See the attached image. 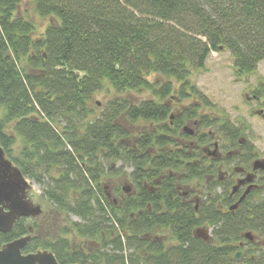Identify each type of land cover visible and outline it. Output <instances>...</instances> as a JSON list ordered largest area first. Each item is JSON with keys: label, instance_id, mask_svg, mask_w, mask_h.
<instances>
[{"label": "trees", "instance_id": "16d2710c", "mask_svg": "<svg viewBox=\"0 0 264 264\" xmlns=\"http://www.w3.org/2000/svg\"><path fill=\"white\" fill-rule=\"evenodd\" d=\"M34 2L40 16L53 17L37 38L33 22L18 14L20 0H0V146L27 178L47 176L42 196L51 208L80 220H68L58 235L33 236L24 251L48 249L59 264H264V254L235 258L244 230L264 237V199L220 210L219 196H211L220 183L210 181L218 160L200 150L213 135L184 144L190 136L182 128L198 107L173 112L165 100L189 97V75L212 51H229L237 77L256 70L264 60V0ZM151 73L165 81L150 82ZM104 85L152 98L135 105L114 96L92 116L88 102ZM222 127L234 143L240 130ZM126 166L133 191L117 187L114 200L103 179L125 174ZM202 183L205 199L195 208L194 191L181 187ZM220 204H229L227 193ZM26 223L19 219L0 241L29 233ZM201 223L212 227L208 241L194 237ZM161 229L173 243L151 237ZM70 233L98 243L72 247Z\"/></svg>", "mask_w": 264, "mask_h": 264}, {"label": "rangeland", "instance_id": "374dc122", "mask_svg": "<svg viewBox=\"0 0 264 264\" xmlns=\"http://www.w3.org/2000/svg\"><path fill=\"white\" fill-rule=\"evenodd\" d=\"M18 14L33 22L35 27V38L42 36L48 24L53 21V17L40 16V14L36 12L34 0H20ZM231 58L227 50L218 52L212 51L206 59L204 68L193 70L190 73L189 83L191 87L194 88V91L192 92V89L188 90L189 97L180 100L178 95L176 96L174 94L165 99L173 106V112L177 109L187 110L192 104L198 107L197 116L186 121L185 124H188V126L195 131V135L212 133L213 139L210 143H206L207 145H203L200 149L201 151L204 148H208L212 151L214 149L213 143H219V148L223 157L221 161H219L217 172L214 176H211L210 181L216 182V184L220 183L214 186V193H211V196H219L216 205L217 207H221L220 210L226 209L220 203L223 202L226 193L228 194L230 192L231 186L238 178V176L233 173L231 165L236 163L237 160L231 156L225 157V153L232 149H236L238 139H242L246 140V143L253 147V152L257 153L258 157H264V116L257 113L259 109H264V60L258 62L256 70L253 73L237 77L234 74L233 59ZM147 79L155 83H162L165 81L164 77L156 73L149 74ZM179 85V83H175L174 87L177 89ZM114 96H128L130 101L136 105L138 102L152 98V93L150 91L140 90L118 94L111 87L105 86L101 90L94 92L90 97L88 108L93 111L92 116H97L102 108L105 107L106 102L114 98ZM203 117L211 121L214 120V122L218 121L217 125L211 126L210 124V126H208L203 125L204 123L201 124L200 119ZM224 122L240 130L234 143L230 139H226L219 130ZM64 123L63 121L62 124L64 125ZM135 127L137 129V126L131 129H135ZM195 135L185 138L183 143L190 146V144L195 142ZM17 151V148H14L15 154H17ZM203 154L208 157L207 153L203 152ZM210 157L211 156H209V158ZM115 165V167H118L120 163L117 162ZM129 168L128 166L124 168L125 174L107 176L103 179L105 191L109 193L110 198L116 200L113 191L117 187L120 188L119 190L128 188V193L133 191V187L127 177L128 173L131 171ZM218 171L224 172L222 180L217 179ZM58 173V169L54 168L50 172V175L57 176ZM27 180L31 185L27 194L29 200L41 207V214H39V216L36 215V217H30L27 220V226H32L31 236L39 235L43 237V235L50 234L52 236L58 235L61 228L68 226V220L78 221L79 223L80 219H78L76 215H67L55 211L42 196L44 188L43 183L47 181V176L42 177L43 181L41 183L34 181L33 178H27ZM193 187H196V184L193 185ZM193 187L182 186L181 191H194V197L199 201L197 204H200L203 199H205L203 194V191H206L204 189L205 186H203L202 183V186L197 187L198 189H194ZM121 191L125 194L124 190ZM196 227H203L209 230L211 238L212 227L208 223H201ZM153 236H156V238L168 244L174 242L171 234L167 230L161 229L151 235V237ZM66 237L71 242L70 245H72V247L83 248L85 250H91V248L98 243L97 240L83 238L75 235V233H70ZM128 252L129 251H126L125 253Z\"/></svg>", "mask_w": 264, "mask_h": 264}, {"label": "water", "instance_id": "95a60500", "mask_svg": "<svg viewBox=\"0 0 264 264\" xmlns=\"http://www.w3.org/2000/svg\"><path fill=\"white\" fill-rule=\"evenodd\" d=\"M74 73L79 75L83 74L79 70H74ZM258 113L264 114V111L260 110ZM170 118H172V114ZM182 130L188 135L194 134V130L188 125H184ZM215 147L216 143L214 144V149L209 151L208 155L216 156ZM258 168L264 169L261 160H255L253 163V169ZM222 175L223 172L219 171L218 179L221 180ZM30 186L27 178L17 166L12 164V161L6 157L2 147H0V233L11 231L16 220L21 217H36V215L41 214L40 205L32 203L26 195L28 194ZM237 187L238 184L234 185V192ZM123 189L128 192L127 188ZM246 193L247 191L239 198L238 202L244 198ZM237 204H234L233 207L237 206ZM194 235L204 241L209 240V231L203 227L196 228ZM243 237L252 239V234L245 232L243 233ZM29 239L30 235H25L4 243L0 248V264H59L54 254L48 249L37 250L26 254L22 253V249ZM239 255L240 253L236 254L235 257L238 258Z\"/></svg>", "mask_w": 264, "mask_h": 264}, {"label": "flooded vegetation", "instance_id": "af4514ba", "mask_svg": "<svg viewBox=\"0 0 264 264\" xmlns=\"http://www.w3.org/2000/svg\"><path fill=\"white\" fill-rule=\"evenodd\" d=\"M260 110L261 109H259L258 111H260ZM262 110L264 111V109H262ZM260 115L264 116L263 113H260ZM246 142H247L246 140L238 139L237 148L232 149V150L225 153V157L231 156L237 160L236 163L231 164L232 168H233V173L236 174L238 176V178L235 180V182L231 186L230 192L228 193L229 204L225 205V206H226V209L229 211H234V210L238 209L244 201H247V202L253 201L252 203L254 204V203H257L258 201L261 202V200L264 199V169L263 168L253 169V163L255 160H261L263 165H264V157H261V158L258 157L257 153L253 152L252 146H251L252 147V154H247V151H248L247 148H248L249 144H247ZM215 143H216V147H215L216 148V156H214V158H216L218 160V164H219V161H221L223 155H222V152L220 151L218 142H214L213 147H214ZM209 151H210V149L206 148L205 152L207 154ZM247 155H249V157ZM239 181H241V182L239 183ZM237 184H238V187L236 188V190L234 192L233 187H234V185H237ZM246 191H247V193L245 194L244 198L238 202L239 198L242 195H244V193ZM236 203H238L237 206L233 207L234 204H236ZM21 218L28 220L30 217H21ZM21 218H19V219H21ZM19 219H17L16 222ZM15 223H14V225H15ZM14 225H13V227H14ZM28 229H29L28 230L29 233L24 234L22 236L30 235V239H29V241H30L31 238L33 237V236H31L32 227L28 226ZM245 232H250L252 234V239H248V238L243 237V233H245ZM0 234H2V233H0ZM4 243H6V242L0 241V248ZM237 244H238V248H237L236 253L237 254L240 253L239 257L236 258L238 260H246L249 258L250 261H255L259 257V255L264 254V237H262L258 233V231L256 232L255 230H251V229L244 230L241 234L240 240L237 241ZM24 248L22 249V253H24V254L29 253V252H35V251L39 250V249H37L35 251L26 252V251H24Z\"/></svg>", "mask_w": 264, "mask_h": 264}]
</instances>
